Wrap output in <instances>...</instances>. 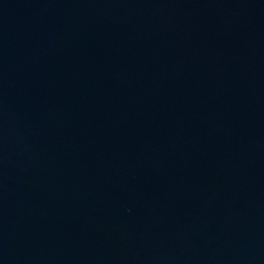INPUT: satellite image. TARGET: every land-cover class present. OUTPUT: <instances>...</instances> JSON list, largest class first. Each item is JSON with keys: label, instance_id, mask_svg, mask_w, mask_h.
Segmentation results:
<instances>
[{"label": "water", "instance_id": "water-1", "mask_svg": "<svg viewBox=\"0 0 264 264\" xmlns=\"http://www.w3.org/2000/svg\"><path fill=\"white\" fill-rule=\"evenodd\" d=\"M0 264H264V0H0Z\"/></svg>", "mask_w": 264, "mask_h": 264}]
</instances>
